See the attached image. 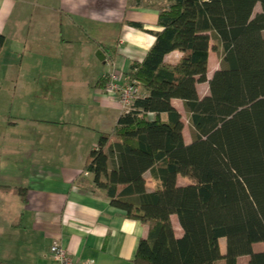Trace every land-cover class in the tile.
<instances>
[{
	"label": "trees",
	"instance_id": "1",
	"mask_svg": "<svg viewBox=\"0 0 264 264\" xmlns=\"http://www.w3.org/2000/svg\"><path fill=\"white\" fill-rule=\"evenodd\" d=\"M156 10L154 44L124 74L139 96L100 134L84 170L146 228L133 264H264V251H253L264 243V0H165ZM3 44L0 34V51ZM174 51L177 63H166ZM211 51L220 59L208 81ZM106 74L96 87L105 89ZM202 83L209 94L199 98ZM174 99L183 103L189 144Z\"/></svg>",
	"mask_w": 264,
	"mask_h": 264
},
{
	"label": "crops",
	"instance_id": "2",
	"mask_svg": "<svg viewBox=\"0 0 264 264\" xmlns=\"http://www.w3.org/2000/svg\"><path fill=\"white\" fill-rule=\"evenodd\" d=\"M134 2L0 0V264H53L55 241L76 264H133L146 228L94 189L84 166L120 116L97 82L115 69L127 83L130 63L154 44L149 32L160 30L152 3ZM210 58L208 81L219 68ZM196 90L209 94L207 83ZM171 104L184 123L182 101Z\"/></svg>",
	"mask_w": 264,
	"mask_h": 264
},
{
	"label": "built area",
	"instance_id": "3",
	"mask_svg": "<svg viewBox=\"0 0 264 264\" xmlns=\"http://www.w3.org/2000/svg\"><path fill=\"white\" fill-rule=\"evenodd\" d=\"M106 76L108 82L104 91L116 100L120 114L128 113L134 100L139 96L137 87L133 83H123L122 74L117 73L115 69L108 71ZM50 258L53 264H76L58 241L50 247Z\"/></svg>",
	"mask_w": 264,
	"mask_h": 264
},
{
	"label": "rangeland",
	"instance_id": "4",
	"mask_svg": "<svg viewBox=\"0 0 264 264\" xmlns=\"http://www.w3.org/2000/svg\"><path fill=\"white\" fill-rule=\"evenodd\" d=\"M127 1H128V5H129L130 2L133 0H127ZM148 1L150 3H152L150 8H154V9H157L158 5L163 4L165 2V0H148ZM149 2H146V3H149ZM259 11H260V7H259V5H257L254 9V14L258 13ZM112 26L113 25H109V32H110V36L113 37V35H114L113 31L114 30H113ZM115 32H117V31H115ZM219 59H220L219 54L211 51V58L209 61L210 62V68L219 67ZM183 122L184 123H183V131L182 132L184 134L185 140L190 142L191 141V129H190V126H189L185 116L183 117ZM145 177L149 178V174H146ZM188 183H189V180L187 178L178 177V179H177L178 185H187ZM148 185H149V189H150L151 184L148 183ZM220 244H221L222 250H224L225 241L221 240ZM253 251L255 253L264 251V243L254 244L253 245ZM248 260H249L248 257H241L238 259V264H248Z\"/></svg>",
	"mask_w": 264,
	"mask_h": 264
}]
</instances>
